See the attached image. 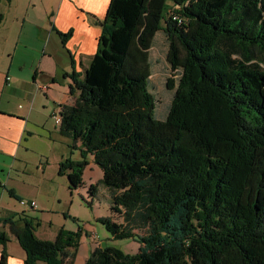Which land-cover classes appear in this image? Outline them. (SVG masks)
<instances>
[{
	"label": "trees",
	"instance_id": "16d2710c",
	"mask_svg": "<svg viewBox=\"0 0 264 264\" xmlns=\"http://www.w3.org/2000/svg\"><path fill=\"white\" fill-rule=\"evenodd\" d=\"M97 24L84 76L65 75L75 103L60 106L59 134L81 160H63L59 175L73 192L99 167L88 194L107 190L117 216L99 222L140 248L99 246L85 264H264V0H110ZM56 32L64 43L73 34ZM160 33L176 76L163 119L151 83ZM3 223L25 264H75L79 233L45 241L36 219ZM9 240L0 232V264Z\"/></svg>",
	"mask_w": 264,
	"mask_h": 264
},
{
	"label": "crops",
	"instance_id": "0c3cea01",
	"mask_svg": "<svg viewBox=\"0 0 264 264\" xmlns=\"http://www.w3.org/2000/svg\"><path fill=\"white\" fill-rule=\"evenodd\" d=\"M6 1V12H0V232L10 239L5 247L8 264H25L26 252L3 220L20 214L16 197L28 193L38 200L40 196L35 182L15 177L27 171L26 155L33 150L29 138L43 137V132L36 133L33 128L46 129L44 122H32L38 115L39 99L33 101L34 85H50L55 108L74 105L69 89L72 80L65 75L76 72L83 77L89 68L101 35L97 21L105 19L110 0ZM57 30L65 34L72 30L73 34L64 43ZM51 78L57 82L52 83ZM18 101L25 105L19 106ZM2 251L0 245V260Z\"/></svg>",
	"mask_w": 264,
	"mask_h": 264
},
{
	"label": "rangeland",
	"instance_id": "374dc122",
	"mask_svg": "<svg viewBox=\"0 0 264 264\" xmlns=\"http://www.w3.org/2000/svg\"><path fill=\"white\" fill-rule=\"evenodd\" d=\"M7 1L0 0V12L7 10ZM2 44L3 36L0 35V70L2 69ZM167 44L163 34H158L151 51L153 60V75L151 77L152 92L158 100L156 115L163 119L172 101L173 91L167 87L169 79H176L165 61ZM50 85L42 82L34 85L32 92L33 101H37L38 115L32 121L46 124L45 131L33 128L36 133L43 132L35 138H29L30 147L33 149L26 155L25 161L27 171H21V178L35 182L40 196L39 199H31L26 193L24 197H17L16 205L20 209V214L39 221L36 229V237L40 240L55 241L58 232L63 229L72 233L80 234V245L77 250L75 264H85L93 250L99 246H113L120 248L126 254H136L140 244L132 239L114 240L112 234L99 222V218L111 217L116 220V214L112 212V200L110 193L103 187L97 197L91 198L88 188L91 184H96L102 177V170L96 165L88 167L83 175L84 185L76 191L68 189V178L59 175V163L67 158L73 161H80V151L72 149V140L59 136L56 117L60 109L55 108ZM19 106L25 103L18 101ZM42 106H45V110ZM51 136V139L49 137ZM28 178V179H27ZM36 188V189H37ZM37 202V207L32 205ZM93 201V202H92ZM92 202V205L90 203ZM36 204V203H35ZM42 208V209H41ZM119 221L121 219L118 218ZM136 234H143L140 227L134 229Z\"/></svg>",
	"mask_w": 264,
	"mask_h": 264
},
{
	"label": "built area",
	"instance_id": "2783aa9c",
	"mask_svg": "<svg viewBox=\"0 0 264 264\" xmlns=\"http://www.w3.org/2000/svg\"><path fill=\"white\" fill-rule=\"evenodd\" d=\"M56 121H57V124H58V125L61 124V116H60V115H57V117H56ZM33 206H35V203L33 204Z\"/></svg>",
	"mask_w": 264,
	"mask_h": 264
}]
</instances>
